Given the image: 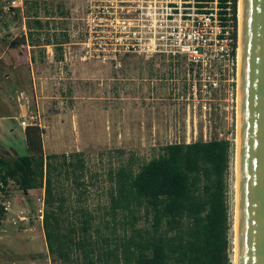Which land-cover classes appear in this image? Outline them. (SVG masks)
<instances>
[{"label": "rangeland", "instance_id": "rangeland-1", "mask_svg": "<svg viewBox=\"0 0 264 264\" xmlns=\"http://www.w3.org/2000/svg\"><path fill=\"white\" fill-rule=\"evenodd\" d=\"M10 1L0 0V156L28 153L19 123L31 114L43 129L45 154L82 153L84 185L75 186L61 170L57 190L65 197L68 219L80 221V211L87 209L94 233L107 237L106 242L94 238L95 254L101 255L96 264H115L106 252L124 237L139 240L150 227L143 209L135 219L128 212L112 216L108 171L130 159L137 171L165 144L215 138L232 143L227 198L233 218L237 67L213 88L188 74L184 61L165 55L81 59L75 35L88 27L89 0H16L3 9ZM21 35L25 41L11 47ZM4 188L0 203L8 210L0 220V264L59 263L48 254L43 236V188L24 192L11 180ZM230 256L233 264V250ZM67 264H80L78 253Z\"/></svg>", "mask_w": 264, "mask_h": 264}, {"label": "trees", "instance_id": "trees-1", "mask_svg": "<svg viewBox=\"0 0 264 264\" xmlns=\"http://www.w3.org/2000/svg\"><path fill=\"white\" fill-rule=\"evenodd\" d=\"M231 7L235 22L236 0ZM32 22L42 27L37 17ZM26 26L30 29L31 24ZM24 41L21 35L10 46ZM23 133L28 153L0 156V191L10 180L24 192L42 187L43 236L48 254L59 261L55 264H67L75 253L80 264H96L101 255L95 254L94 238L101 235L92 230L90 211L82 209L78 222L68 219L65 197L57 190L61 170L75 186L84 185L82 153L45 154L41 127L28 125ZM232 150L227 139L168 143L137 171L132 170L131 159L108 171L112 216L128 212L135 219V212L143 209L150 220L139 240L130 235L113 251H105L113 255L114 263L231 264L233 218L226 201V175ZM3 213L0 204V220ZM101 239L107 241V237Z\"/></svg>", "mask_w": 264, "mask_h": 264}, {"label": "built area", "instance_id": "built-area-1", "mask_svg": "<svg viewBox=\"0 0 264 264\" xmlns=\"http://www.w3.org/2000/svg\"><path fill=\"white\" fill-rule=\"evenodd\" d=\"M15 4L11 0L2 8ZM232 15L231 0H89L88 27L75 35L82 52L79 58L165 55L184 61L188 74L216 88L220 77H232L236 68L237 22ZM34 118L31 114L19 124L22 128L37 125ZM231 165L232 157L226 182Z\"/></svg>", "mask_w": 264, "mask_h": 264}, {"label": "water", "instance_id": "water-1", "mask_svg": "<svg viewBox=\"0 0 264 264\" xmlns=\"http://www.w3.org/2000/svg\"><path fill=\"white\" fill-rule=\"evenodd\" d=\"M239 117L237 264H264V0H242Z\"/></svg>", "mask_w": 264, "mask_h": 264}, {"label": "bare ground", "instance_id": "bare-ground-1", "mask_svg": "<svg viewBox=\"0 0 264 264\" xmlns=\"http://www.w3.org/2000/svg\"><path fill=\"white\" fill-rule=\"evenodd\" d=\"M241 50H242V0H237V49H236V67H237V120L236 132L234 138V212H233V264H237V202H238V176H239V114H240V76H241Z\"/></svg>", "mask_w": 264, "mask_h": 264}]
</instances>
